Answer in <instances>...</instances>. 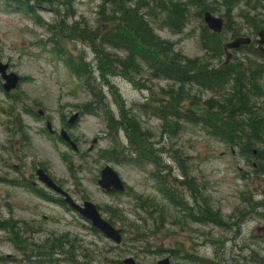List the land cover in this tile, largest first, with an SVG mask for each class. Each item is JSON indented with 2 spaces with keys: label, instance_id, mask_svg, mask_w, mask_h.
I'll use <instances>...</instances> for the list:
<instances>
[{
  "label": "rangeland",
  "instance_id": "obj_1",
  "mask_svg": "<svg viewBox=\"0 0 264 264\" xmlns=\"http://www.w3.org/2000/svg\"><path fill=\"white\" fill-rule=\"evenodd\" d=\"M98 3L99 0H73L74 13L67 23L83 20L93 27ZM252 6V2H242L233 12L236 17L221 35V44L236 31L256 37L244 17L255 15ZM54 7L49 3L35 5L34 14L0 0V60L8 63V71L21 77L18 86L8 93L0 77V264H123L125 257H133L136 264H158L163 257H169L171 264H264V207L258 206L252 212L244 200L251 195L254 201L264 202V175L254 171L252 163L256 159L252 154L242 155L237 147L189 123H184L177 136L166 137L158 144L180 156L178 163L171 160L169 153L162 154L163 163L171 169L169 178L181 180V171L187 169L196 180V201L188 193L185 199L190 207L196 203L216 213V222L206 223L191 221L185 211L167 205L151 176V163L118 164L103 158L100 151L112 145L105 121L100 114L83 111L81 106L90 98L87 90L53 54L46 26L34 19L37 15L53 23L64 15L63 9L56 15ZM197 11V7L190 6L187 24L179 33L162 25L159 17H150L149 21L155 32L172 41L184 56L202 57L205 50L200 34L205 24ZM212 13L223 17L220 11ZM63 43L71 54L81 52L87 61L93 59L85 42L65 39ZM115 53L124 55L121 51ZM245 56L235 51L230 63ZM224 58L223 53L220 61ZM111 81L126 107L135 108L142 127L153 133L152 141L158 140L161 120L150 107L155 104L153 97H161V90L168 89L172 82L147 73L135 76L136 84L122 76ZM198 91L193 90L203 99L210 95L208 91ZM108 101L116 111L110 98ZM144 103L148 105L146 110L137 107ZM76 112L78 119L68 125ZM47 122L54 133L48 130ZM62 128L73 137L77 151L60 138ZM119 135L125 143L123 134ZM158 145L154 144L162 147ZM106 164L118 171L125 191L106 192L99 186V171ZM37 168L44 169L74 201L96 204L102 216L112 219V224L121 229L122 242L115 244L101 232H93L88 220L57 200L60 195L37 180ZM25 184L40 189L47 198ZM241 211L247 212L242 216ZM3 224L7 228H2ZM10 225L19 229L24 252L10 240ZM57 238H61L60 244L63 242L61 249L57 248ZM38 244L50 250V261L37 254ZM64 249L69 251L67 255L61 252Z\"/></svg>",
  "mask_w": 264,
  "mask_h": 264
},
{
  "label": "trees",
  "instance_id": "obj_2",
  "mask_svg": "<svg viewBox=\"0 0 264 264\" xmlns=\"http://www.w3.org/2000/svg\"><path fill=\"white\" fill-rule=\"evenodd\" d=\"M4 1L31 13H34L35 5L43 3L53 4L56 15L60 14L61 9L64 10V15L53 23L45 22L37 15L34 19L37 24L46 26L53 54L63 61L87 90L90 98L81 106L83 111L100 114L105 121L112 145L102 149L100 155L118 164L151 163L154 167L151 176L168 206L185 211L191 221L216 222L218 217L209 206L196 203L195 207L188 206L186 193L196 201V180L188 175L187 169L181 171V180L169 178L171 169L163 163L162 154L169 153L171 160L178 163L180 156L177 151L166 150L163 145L158 144L166 137L177 136L175 134L182 129L184 123L201 126L211 137L237 147L242 155L251 154V148L262 142L264 55L251 43L237 50L247 56L224 64L220 61L223 55L220 41L221 35L236 17L233 12L242 2L253 3L251 9L255 15L244 16L252 31L256 33L264 27V0H99L96 24L93 27L83 20L67 23V18L74 13L71 7L73 0ZM190 6L198 8L199 16L204 10L220 11L226 20L220 35L201 25L200 44L205 50L202 57L184 56L175 49L172 41L161 38L149 21L150 17H159L158 20L171 32H182L188 21ZM259 15L262 18L256 17ZM242 16L243 14L240 15ZM237 35L240 33H233V37ZM65 39L85 42L92 50L93 59L87 61V57L81 52L71 54L63 43ZM115 51H121L124 55L118 56ZM214 59L218 62L212 63ZM142 73L172 82L168 89L161 90V97H153L155 104L150 107L152 114L161 120V135L155 142L152 141L153 133L142 127L133 111L135 108L126 107L125 100L111 81L113 77L122 76L136 84L134 77ZM196 89H199L198 92H210L209 97L203 99L200 93L193 92ZM108 98L116 111L111 108ZM137 107L146 110L148 105L144 103ZM120 133L123 134L125 143L119 139ZM154 144L162 147H155ZM260 157L262 160L257 161L254 171L263 174L264 154ZM68 166L70 168L69 164ZM26 187L47 198L46 193L40 189L30 185ZM146 206L154 208V205ZM108 221L113 223L112 219ZM2 228L7 226L3 224ZM9 229L13 235L10 240L15 248L24 252L23 242L21 238L18 239L19 229L14 225H10ZM90 229L98 231L94 227ZM60 240L61 238L56 239L63 247ZM37 247L40 248V257L50 261L47 256L50 250L39 244ZM63 252L69 253L66 249Z\"/></svg>",
  "mask_w": 264,
  "mask_h": 264
},
{
  "label": "water",
  "instance_id": "obj_3",
  "mask_svg": "<svg viewBox=\"0 0 264 264\" xmlns=\"http://www.w3.org/2000/svg\"><path fill=\"white\" fill-rule=\"evenodd\" d=\"M202 20L205 26L218 35L221 34L224 27V18L213 14L209 10H204L202 13ZM257 37L253 38L250 35H237L222 42L223 53L225 55L224 64H228L232 59L233 52L243 46H247L252 42L256 43V47L260 53L264 55V27L260 28L257 33ZM8 63H4L0 60V77L3 79V90L8 93L15 89L21 77L12 71H8ZM79 117V113H74L68 124H73ZM47 128L50 132L54 133L49 122H47ZM60 137L66 143H68L74 151L78 150L77 144L72 140L66 129L60 130ZM37 180L45 185L47 188L53 190L63 197V201L69 205L72 209L77 211L82 217L90 222V224L98 229L107 238L111 239L115 244L122 242V232L120 228H116L112 223L105 219L100 213L96 204L89 200H84L81 204L74 201L68 192L56 184V182L50 177V175L42 168H37L35 171ZM99 186L106 192H123L126 190V185L121 178L118 171L111 165L106 164L99 171ZM123 264H136L133 257H125ZM158 264H170L168 257H163L157 261Z\"/></svg>",
  "mask_w": 264,
  "mask_h": 264
},
{
  "label": "flooded vegetation",
  "instance_id": "obj_4",
  "mask_svg": "<svg viewBox=\"0 0 264 264\" xmlns=\"http://www.w3.org/2000/svg\"><path fill=\"white\" fill-rule=\"evenodd\" d=\"M68 125H70V124H68ZM72 125V124H71ZM70 135V134H69ZM260 135H264V133H261ZM60 136V135H59ZM70 137L72 138V140L74 141V139H73V137L70 135ZM61 138V137H60ZM62 139V138H61ZM64 141V140H63ZM264 144V139H262V142H260V143H257V144H255L256 146H258V145H260L259 147H252L251 148V151H252V156L254 157V159H256V161L254 162V163H252V165H253V167L254 168H256L257 167V161H259V162H261V160H262V157H260V156H262L263 154H264V148H260L262 145ZM263 153V154H262ZM251 154H249V155H251ZM262 175H264V173L262 174ZM37 189V188H36ZM37 190H39V189H37ZM57 200H59V201H61V202H64L63 201V197L62 196H60ZM245 200V204L247 205V207L248 208H250V211H252V212H254V211H256L257 210V208H258V206H261V207H264V202L263 201H254L255 199H254V197H252L251 195H246V198L244 199ZM247 211H241L240 212V214L242 215V216H244L245 214L244 213H246ZM57 245H59V243L57 244ZM59 246H61L62 247V244L61 245H59ZM57 247L58 249H60V247ZM61 251V250H60ZM61 252H63V250L61 251ZM64 253V252H63ZM65 255H67V253H64ZM39 255H40V252H39ZM67 257V256H66ZM170 264H171V262H170ZM213 264H215V263H213Z\"/></svg>",
  "mask_w": 264,
  "mask_h": 264
},
{
  "label": "bare ground",
  "instance_id": "obj_5",
  "mask_svg": "<svg viewBox=\"0 0 264 264\" xmlns=\"http://www.w3.org/2000/svg\"><path fill=\"white\" fill-rule=\"evenodd\" d=\"M253 43V42H252ZM65 129V128H64Z\"/></svg>",
  "mask_w": 264,
  "mask_h": 264
}]
</instances>
